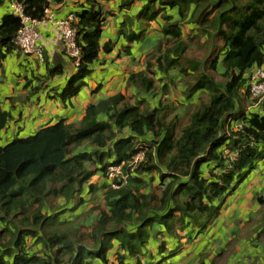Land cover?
<instances>
[{
  "label": "trees",
  "instance_id": "trees-1",
  "mask_svg": "<svg viewBox=\"0 0 264 264\" xmlns=\"http://www.w3.org/2000/svg\"><path fill=\"white\" fill-rule=\"evenodd\" d=\"M63 1L0 0V5H9L0 19V60L13 50L20 51L13 40L22 24L10 9L12 2L21 5L30 20L42 21L51 3ZM145 1L130 24L145 22V30L158 17L163 20L156 48L159 55L153 56L155 72L167 80L163 93L172 83L170 73L176 72L184 78L186 99L196 92L206 99L177 129L178 117L166 118L169 104L144 112L117 94L90 105L77 125L58 120L31 136L13 137L0 145V264H141L153 224H160L163 231L157 232L177 243L180 233H205L224 201L264 160V99L262 113L245 114L239 108L240 101L250 98L254 70L264 66V0ZM88 2L89 6L73 14L81 59L58 95L65 104L86 87L99 53L111 50L109 44L100 45L104 18L94 0ZM171 10L176 16L168 14ZM184 25L195 30V47L183 40ZM142 30L124 33V38L140 43ZM152 66L148 61L146 70L155 76ZM129 82L145 92L155 90L154 78L145 73L130 75ZM101 114L108 116L107 121L99 120ZM8 121L9 114L0 109V134ZM231 121L237 122L236 129ZM125 128L128 134L120 135L110 150L96 154V161L107 160L101 166L104 176L109 166L131 160L138 151L135 142L146 143L142 139L146 132L153 133L155 140L147 143L142 162L121 168L126 183L115 181L118 189L109 183L106 211L88 231H82L77 220L63 216L83 203L78 197L94 174L86 165L96 161L87 152L77 151L85 144L103 151ZM153 173L163 188L160 197L143 192L148 186L143 177ZM59 199L63 205L57 204ZM256 201L264 207L263 196ZM165 251L161 243L158 253Z\"/></svg>",
  "mask_w": 264,
  "mask_h": 264
},
{
  "label": "crops",
  "instance_id": "crops-1",
  "mask_svg": "<svg viewBox=\"0 0 264 264\" xmlns=\"http://www.w3.org/2000/svg\"><path fill=\"white\" fill-rule=\"evenodd\" d=\"M124 1L127 0H94L96 8L99 9L104 18L101 27L100 45L103 47L109 44L108 47L111 50L99 53L98 58L91 66L90 75L86 78V87L81 89L76 97L70 99L69 103L65 104L62 102L58 95L71 75L75 73L76 68L63 53L59 32L53 25V21L65 20L70 14L73 15L82 7L89 6L88 0H64L62 3H51L50 13L52 20L44 19L36 25L38 33L37 45L43 50L44 62H39L31 56H26L18 50L11 51L0 60V109L9 114L8 125L0 134V144L8 142L13 137L26 138L31 136L38 130L52 126L62 119L67 124L77 125L81 122L85 115V110L90 105H96L100 101L117 94L122 95L128 105L136 106L144 112H150L156 107L169 104L170 111L166 118L169 117V114L173 118L177 116L178 123L183 121L181 111L188 118L189 114L200 103L199 101L206 99L199 92L193 93L189 99H186L183 95L185 86L182 85H185L184 83L181 85L177 84L175 88L171 85L168 88V93H163L162 89L165 84L167 85V80L163 75L155 72L157 71L155 67L156 59L153 57L159 55L156 48L162 39L160 29L163 20L158 17L155 22H152L154 26H149L145 30H142L145 27V22L137 23L134 21L136 25H131L130 20L135 18L146 1L133 0L129 5L122 6L121 3ZM8 10V3L3 2L0 5V13L2 11L6 13ZM168 14L176 16L174 10L168 11ZM138 26L143 31L141 42H127L124 38V33L131 30H139ZM190 29H192L191 26L184 25L181 30L182 38L188 44H190V40L192 41L195 35V30ZM186 31H188V34H184ZM154 36L155 43L151 46V43L153 44L151 40ZM143 48L146 50L150 49L149 51L153 52L150 54L149 51L145 53L144 68H137L138 65L134 64L133 60L138 61V56H142L139 50ZM164 50L165 48L163 47L162 52ZM151 58L153 59L151 60ZM148 61L153 65L151 70L155 76H152L146 70ZM56 69L60 70V73L52 74V71ZM138 73H145V77L154 78V91L151 93L145 92L133 86L132 83L130 84L129 76ZM175 74L176 76L173 78L170 77L173 82L177 83L180 80V76L176 72ZM174 78L177 80H174ZM170 87L176 93L172 98L169 96L171 94ZM261 103L262 101L254 103V100L248 98L246 103L242 102L244 113H262ZM188 107L190 111L185 110ZM107 119L108 116L105 114L99 116L100 121H107ZM234 122H230L232 126ZM234 127L236 129L238 125L236 124ZM128 133L127 128L121 130L120 133H116L113 140L108 142L103 151L90 144H85L77 152H87L91 155L92 160L95 159L96 161V154L100 153L101 155L106 150H110L113 143L119 140L120 135ZM142 139L146 143L136 141L135 144L139 142L147 146L155 140V136L151 132H146ZM106 161L99 159L95 164L92 161L86 165L87 169L94 172V174L84 184L83 190L78 197L83 200V203L78 205L73 212L66 213L63 216L65 219L77 220L78 226H81L82 231H88L100 214L107 209L105 194L109 181L101 171V166ZM260 166L264 168L263 161ZM260 166L257 165L256 168L258 169ZM256 168L251 176L224 201L214 225L205 233L196 236H193L194 233H180L181 239L177 243L173 238L163 233H158L163 231L160 224H153L152 239L149 242L153 249H150L152 252L149 251L144 258H141V264H158L159 260H161V255L165 256L164 261H166V264H170L172 259H175L174 264H184L185 260H182V258L188 254L190 257H194L196 254L197 256L200 255V259L196 257L191 264H210L214 254H211V256L205 252L204 248L208 244L211 247L216 246L218 250L216 254H220V256L227 252L229 245H233V254L228 258H232L235 264H246V260L243 258L245 256L248 257L249 254L253 257V264H264V243H262L264 239L261 240L264 237V207L256 201L258 196L264 197V174H260L263 168L258 170L259 173H255ZM252 175L254 176L252 177ZM143 179L148 183L147 188L143 191L144 193L153 194L157 197L162 195L163 188L159 185L158 174L153 173L151 177L146 175ZM165 182L167 183L168 180ZM253 182L256 185H253ZM90 186L95 189L90 191ZM98 198L102 200L101 205L88 207L90 199L96 200ZM63 203V199L57 201L58 205H63ZM70 214L72 215L71 217L66 216ZM161 243H165L166 252L160 255L158 248ZM200 246L201 248H199ZM173 250H177L176 254L168 257L169 252ZM153 251L156 252V255L152 254ZM192 251L194 253L190 254ZM243 252L245 254H242ZM113 253L110 255L112 263L115 262Z\"/></svg>",
  "mask_w": 264,
  "mask_h": 264
},
{
  "label": "built area",
  "instance_id": "built-area-1",
  "mask_svg": "<svg viewBox=\"0 0 264 264\" xmlns=\"http://www.w3.org/2000/svg\"><path fill=\"white\" fill-rule=\"evenodd\" d=\"M10 9L21 20L22 24L13 40L14 46L19 49L22 54L43 61V50L37 45L38 33L36 25L39 21L30 20L26 17L22 6L15 2L10 4ZM44 19L52 20L50 10L47 12ZM73 22L74 16L70 14L65 20L53 21V25L59 32L60 44L64 55L71 60L74 67H78L81 59V48L77 43V33L72 26ZM249 95L250 99L256 100L257 102L264 99V66L254 70L249 84ZM135 149L138 151L129 162H122L119 165L109 166L107 168L105 177L112 188L118 187L114 183L115 181L126 182L127 176L123 175L121 171V168L125 164L131 167L143 161L147 150L146 145L137 142L135 144Z\"/></svg>",
  "mask_w": 264,
  "mask_h": 264
},
{
  "label": "rangeland",
  "instance_id": "rangeland-1",
  "mask_svg": "<svg viewBox=\"0 0 264 264\" xmlns=\"http://www.w3.org/2000/svg\"><path fill=\"white\" fill-rule=\"evenodd\" d=\"M145 1V0H144ZM5 13H3V11L0 13V19H1V17H2V15H4ZM149 26H154V24L151 22L150 23V25ZM184 28V27H183ZM182 28V29H183ZM186 30V29H185ZM187 30H188V28H187ZM191 30V29H190ZM184 34H188V31H186ZM188 36V35H187ZM185 37H186V35H185ZM152 42H153V44L151 43V46H153L154 45V43H155V36L152 38V40H151ZM190 44H191V47H195V45H194V41L192 40H190ZM170 45H167V46H165L164 48H167V47H169ZM150 50V49H149ZM149 50H146L145 48H143V49H140L139 50V53H141L142 54V56H143V59H142V56H138V61L136 62V60L134 59L133 60V62H134V64H136V65H138L137 66V68H140V67H143L144 68V63H145V53H147ZM151 52H153V51H149V54L151 53ZM189 53H190V55H193V53H194V51L192 50V49H189ZM142 61V63H140ZM179 75V74H178ZM169 76H171L172 78L174 77V76H176V74H175V72H171L170 73V75ZM180 76V75H179ZM171 77H169L170 78V80H172V83H168V85L169 86H171L170 84H173L172 86H173V88H175V86L178 84V85H181V84H183L184 83V78H182L181 76H180V80L176 83V82H173V79L171 78ZM174 80H177V79H175L174 78ZM182 86H185V85H182ZM172 87H170V89H171ZM63 89V88H62ZM62 92V90L59 92V93H61ZM176 95V93H175V91L173 90V89H171V94L169 95V96H171V98H172V96H175ZM193 102H195V101H193ZM199 102H201V101H199ZM198 103V102H197ZM242 102L240 101V107L239 108H241L242 107ZM186 111H190V109H189V107H188V109H185ZM195 110V109H194ZM193 110V111H194ZM170 115L171 114H169V117L167 118V120L169 119L170 120V118H173V117H170ZM181 116H182V119H183V121H181V122H179L178 123V128L177 129H179L180 128V125L182 126V124L184 123H186L187 122V120H188V118H186L187 117V115H185L184 114V112L183 111H181ZM233 124V123H232ZM237 124V122H234V124H233V127H234V125H236ZM235 128V127H234ZM0 145H2V144H0ZM263 161V165H264V160H262ZM261 161V162H262ZM261 162H259L258 163V166H260V164H261ZM263 167L262 166H260L258 169L256 168V171H255V173H259V169H262ZM205 170V169H204ZM262 172L260 173V174H264V168H263V170H261ZM257 175V174H256ZM255 175V176H256ZM254 175H252V177H253ZM252 177H251V180H252ZM263 177H264V175H263ZM126 183V182H125ZM253 185H256L254 182H253ZM112 188V187H111ZM119 187H117V188H113V189H118ZM102 200L101 199H96V200H94V199H90L89 200V206L88 207H92L93 205H101L102 203ZM66 216H68V217H71L72 215L70 214V215H66ZM257 216V215H256ZM255 217V216H254ZM247 236V235H246ZM245 236V237H246ZM264 236V235H263ZM224 239H225V237H224ZM262 239H264V237H262L261 238V240ZM262 243H264V241L262 242ZM209 246V247H208ZM208 246L207 247H205L204 249H205V252L207 253V254H214V257H213V260H212V262L210 263V264H235V261L234 260H232V258H228L229 256H231L232 254H233V245L231 246V245H229L228 246V249H227V252L226 253H224L222 256H220V254H216L217 253V247L216 246H213V247H211L209 244H208ZM148 247V249H147V252H146V254L150 251V252H152L150 249H153V246L151 245V244H149V246H147ZM196 248H197V246H196ZM199 248H201V246L199 247ZM203 249V250H204ZM199 250V249H198ZM197 251V250H196ZM200 251H202V250H200ZM166 252V251H165ZM245 252V251H244ZM242 253V254H245V253ZM192 253H194L193 251L190 253V254H192ZM153 255H156V252H154L153 251V253H152ZM183 255H185V254H183ZM211 255V256H212ZM147 256V255H146ZM197 257V259H200V255L199 256H197V254L194 256V257H190V255L188 254V255H186V256H184L183 258H182V260H185V263L184 264H191V263H193V261H194V259ZM252 255L251 254H249L248 255V257H244L243 259L244 260H246V264H253L252 263ZM175 259H172V261H171V263L170 264H174L175 262ZM162 264H166V261H164Z\"/></svg>",
  "mask_w": 264,
  "mask_h": 264
}]
</instances>
